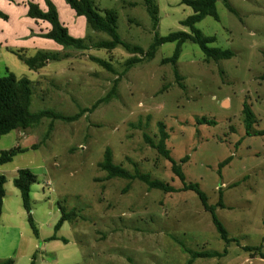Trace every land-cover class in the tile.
<instances>
[{
  "label": "rangeland",
  "instance_id": "rangeland-1",
  "mask_svg": "<svg viewBox=\"0 0 264 264\" xmlns=\"http://www.w3.org/2000/svg\"><path fill=\"white\" fill-rule=\"evenodd\" d=\"M152 1L155 27L143 0H92L100 15L116 12L120 40L143 52L155 34L189 33L180 25L192 14L189 7L180 0ZM29 4L43 12L52 6L67 35L81 41L82 48L45 38L49 24L29 17ZM215 7L218 20L206 16L195 27L215 38L209 47L232 56L206 60L197 44L186 41L175 64L177 79L174 66L162 63L173 55L175 42L161 44L152 58L132 55L120 45L99 49L97 43L111 38L75 15L66 0H0V77L12 73L30 82L31 113L66 118H43L0 138V153L27 149L0 165L5 178L0 261L264 264V0H217ZM37 54L50 58L37 71L18 56ZM131 58L139 61L127 65ZM244 104L253 116L248 129ZM159 124L185 184L198 186L235 242L219 238L195 192L181 190L171 163L146 142L145 137L158 142ZM106 149L115 166L176 191L150 189L138 179H108L98 168ZM184 157L186 162H180ZM21 169L36 176L29 194L36 234L13 185ZM60 208L72 217L57 226ZM211 253L219 255H190Z\"/></svg>",
  "mask_w": 264,
  "mask_h": 264
},
{
  "label": "trees",
  "instance_id": "trees-1",
  "mask_svg": "<svg viewBox=\"0 0 264 264\" xmlns=\"http://www.w3.org/2000/svg\"><path fill=\"white\" fill-rule=\"evenodd\" d=\"M14 1V0H6ZM217 0H180V4L189 7L192 10V14L188 16L185 20L180 21V25L187 27L189 33L183 31H176L167 34L166 36L159 37L157 34L154 35L153 43L149 46L146 52H143V49L137 46L130 47L129 45L122 42L116 32V21L117 15L116 12L112 10L103 11V15H100L96 8H94L92 0H66L69 8L77 16H83L88 22L89 26L96 32H103L107 34L111 40L102 41L96 44L95 47L105 50H113L117 46H123L128 50L132 55H144L146 58H152L157 47L164 43H176V48L173 52V55L170 58L163 59L162 63H171L174 66V74L178 79V73L175 68V64L179 55L180 46L186 41H191L198 45L206 60L218 61L222 59H228L232 56V52L229 50H221L219 48L209 47L210 43L215 41L214 37L203 36L201 32L195 27V25L200 22L204 17L209 16L214 20H218V15L216 12ZM147 11L153 21L154 27L157 23L156 13L157 9L153 4L152 0H143ZM230 9V8H229ZM230 11H232L230 9ZM27 14L33 19L40 20L43 23L49 24V29L47 33L43 36L47 39H50L57 44L63 47H73L80 49L82 48V42L76 41L70 38L66 29L61 25L58 20L56 11L52 6H48L46 11H41L34 4L28 5ZM20 59L24 61V64L28 67L29 70L37 71L42 68L47 60L50 58L47 54H37L32 58H24L22 55H18ZM56 55L52 56L51 59H56ZM100 66L109 69V65L101 60L92 58ZM136 58H131L126 63L127 65L138 62ZM31 100V89L30 82L26 78H18L12 73H7L5 76L0 77V138L3 135L8 134L13 130H26L38 123L43 118H55L64 120L63 116L54 114L49 111H42L36 114H33L29 110ZM95 106V105H94ZM93 106V107H94ZM84 111V110H83ZM242 113L244 115L245 128H250L252 124V113L249 110L246 104L243 105ZM71 119V118H67ZM201 123H208L204 120H201ZM168 138V135L163 129V126L159 124V140L156 144H153L148 137H145L146 142L149 143L153 148L156 149L158 154L163 156L166 160L171 163V169L174 175L181 181L182 189L181 190H190L195 192V194L200 199V202L203 208L211 214L212 222L215 226L216 232L218 233L219 238L226 244L230 242H235V239L229 238L226 230L222 224L218 221L214 214V209L212 206H209L206 202L205 195L199 190L196 184H185L184 175L182 173L181 167L178 166L170 157L169 151L165 148V142ZM31 149H34L33 147ZM25 148H12L7 151H2L0 153V165L12 161V158L18 153L25 152ZM187 157L181 159L180 162H186ZM228 160H225L222 164L227 163ZM98 168L101 171L106 172L107 178H122L127 180L138 179L144 184H146L150 189H159L165 193L175 192L176 190L166 184H163L159 181L150 180L147 175L134 174L131 175L126 170L121 167L115 166L111 160V153L109 149H106L102 162L98 164ZM36 182V176L29 171L28 169H21L17 171L16 177L13 179L14 187L19 191L20 197L22 200L23 208L27 213V220L30 227L33 230V233L36 234V229L33 224V220L30 214V204H29V194L31 185ZM4 184L5 178L0 175V208L2 204V199L4 198ZM218 206L222 207L221 202L219 201ZM62 217L60 218L57 226H60L62 222L70 219L72 214L65 213L62 208H60ZM245 251L259 250V248H243ZM192 259L197 257H214L218 256L217 253L211 254H190ZM262 257V256H261ZM0 264H14L12 259L1 260ZM31 264H33L31 262ZM188 264H191L189 260Z\"/></svg>",
  "mask_w": 264,
  "mask_h": 264
}]
</instances>
